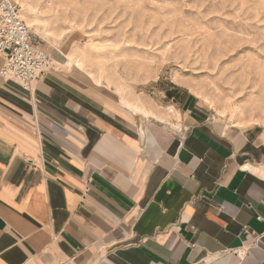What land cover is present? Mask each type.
Masks as SVG:
<instances>
[{
  "label": "crops",
  "instance_id": "1",
  "mask_svg": "<svg viewBox=\"0 0 264 264\" xmlns=\"http://www.w3.org/2000/svg\"><path fill=\"white\" fill-rule=\"evenodd\" d=\"M50 54L32 91L0 76V264H264L262 132Z\"/></svg>",
  "mask_w": 264,
  "mask_h": 264
},
{
  "label": "rangeland",
  "instance_id": "2",
  "mask_svg": "<svg viewBox=\"0 0 264 264\" xmlns=\"http://www.w3.org/2000/svg\"><path fill=\"white\" fill-rule=\"evenodd\" d=\"M25 1L46 52L73 53L128 102L157 107L174 81L219 125L257 129L264 141V0Z\"/></svg>",
  "mask_w": 264,
  "mask_h": 264
},
{
  "label": "built area",
  "instance_id": "3",
  "mask_svg": "<svg viewBox=\"0 0 264 264\" xmlns=\"http://www.w3.org/2000/svg\"><path fill=\"white\" fill-rule=\"evenodd\" d=\"M0 76L32 91L35 83L54 67V58L36 40L16 0L0 1Z\"/></svg>",
  "mask_w": 264,
  "mask_h": 264
},
{
  "label": "bare ground",
  "instance_id": "4",
  "mask_svg": "<svg viewBox=\"0 0 264 264\" xmlns=\"http://www.w3.org/2000/svg\"><path fill=\"white\" fill-rule=\"evenodd\" d=\"M21 4H22V6L23 5H25L26 4V1L25 0H18ZM29 5V4H28ZM27 5V6H28ZM25 7V6H24ZM32 7V6H31ZM30 8V7H29ZM33 9V8H32ZM23 11H24V17L26 18V19H28V20H26V21H28L29 23H31V21H30V17H29V15H28V9H26V8H24L23 9ZM32 12V11H31ZM30 13V12H29ZM32 13H34V12H32ZM31 14V13H30ZM33 15V14H32ZM33 22H34V20H33ZM81 52V51H80ZM70 64L72 65V64H75V65H77V66H81L82 65V62L80 61V60H76V59H74L73 57H74V55H73V53H71L70 54ZM84 66V65H83ZM82 66V67H83ZM85 68V67H84ZM99 79V78H98ZM246 168V167H245Z\"/></svg>",
  "mask_w": 264,
  "mask_h": 264
}]
</instances>
